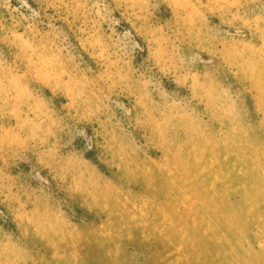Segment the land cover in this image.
<instances>
[{"label":"rangeland","instance_id":"1","mask_svg":"<svg viewBox=\"0 0 264 264\" xmlns=\"http://www.w3.org/2000/svg\"><path fill=\"white\" fill-rule=\"evenodd\" d=\"M0 264H264V0H0Z\"/></svg>","mask_w":264,"mask_h":264}]
</instances>
